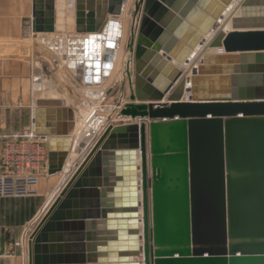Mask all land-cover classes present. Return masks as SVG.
Masks as SVG:
<instances>
[{"label": "water", "instance_id": "obj_1", "mask_svg": "<svg viewBox=\"0 0 264 264\" xmlns=\"http://www.w3.org/2000/svg\"><path fill=\"white\" fill-rule=\"evenodd\" d=\"M72 2L85 38L68 68L87 89L108 85L102 102L120 92L97 129L104 110L93 109L79 146L74 107L37 103L48 175L65 176L24 236L26 264H264V0ZM237 7L213 40L225 54L188 84L191 54ZM56 12V0H34L35 35L56 33Z\"/></svg>", "mask_w": 264, "mask_h": 264}, {"label": "crops", "instance_id": "obj_2", "mask_svg": "<svg viewBox=\"0 0 264 264\" xmlns=\"http://www.w3.org/2000/svg\"><path fill=\"white\" fill-rule=\"evenodd\" d=\"M60 3H63V7L66 8L64 10L73 17L74 27L71 32L65 33L59 28L60 10L58 8L61 7ZM56 6V33L35 35L33 39L26 41L24 30L27 25L33 22L34 0H0V135L2 136L20 133L33 127L34 110L39 101L44 102L46 108L68 103L74 107L77 115H79L80 108L83 107L86 111L83 119L86 118V120L92 112L88 111L82 104L76 105L68 96L62 95L57 90L56 84L51 83L49 72L46 71L54 63L53 61L57 64L55 66L61 70L68 67L70 60L83 59L82 46L75 42L76 39H84L85 36L76 34V11L72 0H56ZM70 6L72 7L69 8ZM65 17L67 16H64L63 19H66ZM33 42H38V46H34ZM34 50H38L39 55L43 54L40 57V70L35 66ZM46 62H48V66ZM68 70L72 85L74 84L76 87L74 90L83 95L84 92L82 91L85 90L86 92L87 87L84 83H79L76 80V69L71 71L67 68ZM92 88L96 87L93 86ZM104 90H106L105 86L101 85L98 88L100 93L98 100L93 99V97H84L86 100L81 99L80 103H97L102 99ZM62 101L63 103H61ZM106 107L108 109L104 110L102 119L93 121L97 124L94 129L99 128L104 123L112 110V106ZM80 119V123L83 122L82 118ZM93 122L90 124L93 125ZM80 126L77 124L76 133L73 134V137H76L80 128L82 130ZM86 135L87 133L83 130L80 138L76 137L79 139L77 146L83 142L88 143L89 140L86 139ZM1 141L0 138V156ZM71 148V156L75 159L73 147L71 146ZM84 158L81 159L80 164L83 163ZM61 176L64 178L65 175L59 174L52 177L48 175L42 178L38 186L41 194L39 193L38 197L0 198V264L27 263V249L23 244L24 236L32 224L36 225L37 218L41 216L59 186L51 191L48 184L51 180Z\"/></svg>", "mask_w": 264, "mask_h": 264}, {"label": "built area", "instance_id": "obj_3", "mask_svg": "<svg viewBox=\"0 0 264 264\" xmlns=\"http://www.w3.org/2000/svg\"><path fill=\"white\" fill-rule=\"evenodd\" d=\"M220 21L222 19L218 24ZM34 36L32 24L27 25L24 30L25 40L30 41ZM203 46L195 50L189 60L191 63L193 60H199V67L204 64L206 57ZM186 77L190 84L194 76L188 77L187 74ZM0 138L3 140L0 156V198L36 196L40 180L48 176V139L38 136L33 127L20 133L0 135Z\"/></svg>", "mask_w": 264, "mask_h": 264}, {"label": "rangeland", "instance_id": "obj_4", "mask_svg": "<svg viewBox=\"0 0 264 264\" xmlns=\"http://www.w3.org/2000/svg\"><path fill=\"white\" fill-rule=\"evenodd\" d=\"M60 5H61V7L60 8H58V10H60V12H59V28H60V30H64V32L66 33V32H71V31H73V27H74V20H73V17L68 13V12H66L64 9H66L65 7H63V3H60ZM71 14H72V12H71ZM64 16H67V17H65L66 19H63V17ZM129 29V28H128ZM128 30L126 29V35L128 36V32H127ZM33 44H34V46L35 45H37L38 46V42H33ZM33 46V45H32ZM39 50V49H38ZM38 50H34V60H35V66L38 68V70H40L39 68L41 67L40 66V57H41V55H43V54H40L39 55V53H38ZM121 53H124V51L123 52H121ZM46 57V56H45ZM48 57V56H47ZM47 59H49V57L47 58ZM46 59V60H47ZM54 63H52L50 66H49V68H48V70H46L47 72H49V76H50V78H51V83H55L56 84V87H57V90L62 94V95H65V96H68V98H69V94H68V90H70V89H72V90H74V88H73V86H72V82H71V76H70V72H69V70L67 71V68L65 69V68H63V69H61L60 70V68H58V66L56 67L55 65H57L56 63H55V61H53ZM44 65V64H43ZM46 65L48 66V62H46ZM45 66V65H44ZM67 71V72H66ZM47 72H45V73H47ZM121 75V74H120ZM120 75H118L119 77H120ZM118 76H117V78H118ZM120 79V78H119ZM55 86V85H54ZM119 92H120V86L119 85H117L116 86V89H115V91H114V93L105 101V102H100V101H98L97 103H95V102H89V103H92V106H90L89 104H87V106L89 107L88 108V111L89 110H92L93 111V109H97V110H99V109H101V110H106V109H108L106 106H108V107H110V106H112V107H114V103H115V101L118 99V95H119ZM80 94V93H79ZM46 95H48V94H46ZM80 96H81V98H82V100H86L84 97H83V95L82 94H80ZM100 98V97H99ZM111 109H113V108H111ZM85 112L86 111H84V109H83V107L82 108H80V112H79V116H80V118H82V121H86V118H84L83 119V116L85 115ZM81 120V119H80ZM2 143H3V140L1 141V145H2ZM62 180H63V178H62V176L61 177H57L55 180L53 179V180H51L50 181V184H48V187H49V189L51 190V191H53V189L54 188H56L61 182H62ZM37 195L36 196H32V197H38L39 196V189H37ZM41 194V193H40ZM31 198V197H30ZM35 227V225L34 224H32V226L29 228V230H28V233L27 234H29V232L30 231H32L33 230V228ZM28 236V235H27Z\"/></svg>", "mask_w": 264, "mask_h": 264}, {"label": "bare ground", "instance_id": "obj_5", "mask_svg": "<svg viewBox=\"0 0 264 264\" xmlns=\"http://www.w3.org/2000/svg\"><path fill=\"white\" fill-rule=\"evenodd\" d=\"M71 7L72 6H70L69 8H71ZM131 11H132L131 2H128V4L126 5V12H125V15L123 17L125 29H127L129 26V22H130L131 16H132ZM239 15H240L239 7H237L236 9H234L231 12L226 14L224 19H222V21H220L218 26L216 28H214V31L211 33V35H209L207 37L206 44L203 46V49H202L204 55L207 56V55H224L225 54V50H224L222 45L221 46L220 45H214V41H215L214 38L215 37L219 38V36L225 35V34L231 32L232 31V19L239 17ZM125 36H126V34H125ZM126 60H127L126 54L121 53L118 57L117 64H116V70H115L113 77L110 81V84H109L110 86L112 84H114L120 78L118 75H120L121 72L123 71ZM199 64H200L199 60H193L192 63H191V61H189L186 64L187 67H185V71L188 74V77H192V76H195L198 74V68H199L198 65ZM117 76H118V78H117ZM72 86H73V88H76L74 86V84ZM107 87H108V85L106 86V88ZM96 88H88L86 92H85V90L82 91V92H84L83 97L86 98L89 94V95H92L91 97H93V99L98 100L100 97L99 96L100 93L98 92V88L97 89ZM88 92H90V93H88ZM100 102H102V101H100ZM61 103H63V101ZM89 107L87 106V104H85L86 109H88ZM89 111H92V110H89ZM80 121L81 120H80L79 115H78L77 124L81 125L80 127H82L84 121L81 122L82 124L80 123ZM87 126L88 125H86V127ZM96 126H97V124L95 122H93V125H90L89 128L93 127V129H94V127H96Z\"/></svg>", "mask_w": 264, "mask_h": 264}]
</instances>
